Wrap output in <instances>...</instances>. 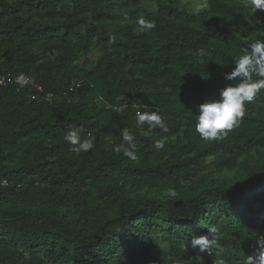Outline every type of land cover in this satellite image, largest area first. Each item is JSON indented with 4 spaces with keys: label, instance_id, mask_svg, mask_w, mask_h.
<instances>
[{
    "label": "trees",
    "instance_id": "trees-1",
    "mask_svg": "<svg viewBox=\"0 0 264 264\" xmlns=\"http://www.w3.org/2000/svg\"><path fill=\"white\" fill-rule=\"evenodd\" d=\"M132 1L139 6L0 0V264L258 258L264 91L221 141L201 140L195 116L237 82L224 74L264 40V11L247 0H208L200 15L192 14L197 0ZM141 18L155 27L145 31ZM20 74L32 85L20 88ZM137 110L158 112L169 131L138 128ZM69 125L95 136L94 149L71 152ZM124 128L136 138L138 162L113 151ZM160 137L166 144L157 151ZM169 188L175 197L164 195ZM200 236L210 241L204 253L192 247Z\"/></svg>",
    "mask_w": 264,
    "mask_h": 264
},
{
    "label": "clouds",
    "instance_id": "clouds-1",
    "mask_svg": "<svg viewBox=\"0 0 264 264\" xmlns=\"http://www.w3.org/2000/svg\"><path fill=\"white\" fill-rule=\"evenodd\" d=\"M253 12L264 11V0H247ZM208 8V0H197L192 7V14L200 15ZM145 31L153 29L155 22H149L143 18L138 21ZM115 40V37H112ZM227 81H237L224 87L218 99L206 100L198 106L199 115L195 116V131L201 140L206 142L221 141L229 133L239 127L241 120L247 112V105L255 101L257 96L264 91V40L258 39L248 48L243 50L235 60V67L230 73H225ZM15 83L20 88L32 83L29 76L20 74ZM125 106L114 107L113 111L122 112ZM138 107V106H137ZM135 122L138 128L161 129L167 133L169 128L161 114L152 110H137ZM64 140L70 146V151L76 154L87 153L94 149L96 137L89 133L82 137V129L69 125L64 135ZM166 138L160 137L154 140L153 147L159 151L165 147ZM137 141L133 133L124 128L121 131V142L114 146L113 151L122 153L131 161L138 162L139 156L136 152ZM167 197L177 195L175 189L169 188L164 193ZM210 232L216 233L217 229L212 227ZM260 247L258 258H248L247 264H264V238L257 241ZM210 241L207 236L194 237L192 247L198 248L201 253L208 250Z\"/></svg>",
    "mask_w": 264,
    "mask_h": 264
},
{
    "label": "rangeland",
    "instance_id": "rangeland-1",
    "mask_svg": "<svg viewBox=\"0 0 264 264\" xmlns=\"http://www.w3.org/2000/svg\"><path fill=\"white\" fill-rule=\"evenodd\" d=\"M125 1H126V0H125ZM127 4H128V5H127L128 8H133V7H135V6H139L140 2H139V1L127 0ZM145 6L148 7L146 4H145ZM149 8H151L152 10H154L153 7H149ZM232 173H234V172H232ZM232 173H227L226 176L231 177Z\"/></svg>",
    "mask_w": 264,
    "mask_h": 264
},
{
    "label": "built area",
    "instance_id": "built-area-1",
    "mask_svg": "<svg viewBox=\"0 0 264 264\" xmlns=\"http://www.w3.org/2000/svg\"><path fill=\"white\" fill-rule=\"evenodd\" d=\"M16 81V80H15ZM7 83H6V79H4V78H1L0 79V87H3V86H5ZM30 85H32V83L30 84ZM38 91H42L40 88H38Z\"/></svg>",
    "mask_w": 264,
    "mask_h": 264
}]
</instances>
